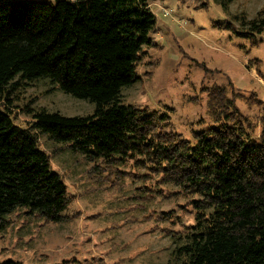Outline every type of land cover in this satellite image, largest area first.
Segmentation results:
<instances>
[{
    "label": "trees",
    "instance_id": "obj_1",
    "mask_svg": "<svg viewBox=\"0 0 264 264\" xmlns=\"http://www.w3.org/2000/svg\"><path fill=\"white\" fill-rule=\"evenodd\" d=\"M154 1L0 0V228L16 211L52 223L70 217L66 183L39 146L45 135L96 171L110 175L131 162L190 195L191 223L162 214L183 226L170 237L174 264H264V110L250 120L213 84L203 89L210 122L184 138L164 129V115L122 100L152 45ZM239 19L238 36L264 32L260 16ZM41 78L93 102V112L66 116L26 105L30 121L16 124L11 93Z\"/></svg>",
    "mask_w": 264,
    "mask_h": 264
},
{
    "label": "rangeland",
    "instance_id": "obj_2",
    "mask_svg": "<svg viewBox=\"0 0 264 264\" xmlns=\"http://www.w3.org/2000/svg\"><path fill=\"white\" fill-rule=\"evenodd\" d=\"M150 7L152 45L136 67L139 79L122 89L123 102L164 115L166 131L190 138L210 122L203 89L218 84L243 116L256 120L264 110V32L251 39L237 34L244 30L239 18L264 19V0H155ZM10 99L11 116L21 126L30 121L26 105L66 116L95 108L44 78L20 84ZM39 146L66 183L70 217L52 223L14 212L0 228L1 263L174 264L170 237L183 226L162 214L191 223L190 195L131 162L109 175L45 135Z\"/></svg>",
    "mask_w": 264,
    "mask_h": 264
}]
</instances>
